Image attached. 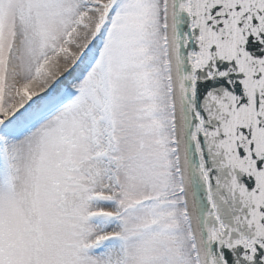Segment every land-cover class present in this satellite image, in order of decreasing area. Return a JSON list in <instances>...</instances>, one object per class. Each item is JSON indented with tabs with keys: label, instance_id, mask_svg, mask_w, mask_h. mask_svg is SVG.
<instances>
[{
	"label": "snow or ice",
	"instance_id": "6c2138e0",
	"mask_svg": "<svg viewBox=\"0 0 264 264\" xmlns=\"http://www.w3.org/2000/svg\"><path fill=\"white\" fill-rule=\"evenodd\" d=\"M0 264H264V0H0Z\"/></svg>",
	"mask_w": 264,
	"mask_h": 264
}]
</instances>
